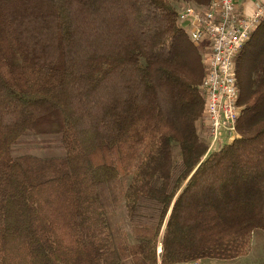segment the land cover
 I'll use <instances>...</instances> for the list:
<instances>
[{"label": "trees", "instance_id": "obj_1", "mask_svg": "<svg viewBox=\"0 0 264 264\" xmlns=\"http://www.w3.org/2000/svg\"><path fill=\"white\" fill-rule=\"evenodd\" d=\"M211 1L0 0V264L249 254L264 231V23L236 62L239 138L207 155L205 67L178 13ZM29 134L61 136L65 156L15 159ZM122 204L133 244L110 223Z\"/></svg>", "mask_w": 264, "mask_h": 264}, {"label": "built area", "instance_id": "obj_2", "mask_svg": "<svg viewBox=\"0 0 264 264\" xmlns=\"http://www.w3.org/2000/svg\"><path fill=\"white\" fill-rule=\"evenodd\" d=\"M178 21L201 51L205 67L201 91L208 155L239 138L237 126L243 107L239 105L236 62L264 23V4L250 14L241 13L236 0H212L208 6L186 4L178 13Z\"/></svg>", "mask_w": 264, "mask_h": 264}, {"label": "rangeland", "instance_id": "obj_3", "mask_svg": "<svg viewBox=\"0 0 264 264\" xmlns=\"http://www.w3.org/2000/svg\"><path fill=\"white\" fill-rule=\"evenodd\" d=\"M245 47L247 48V45ZM13 156L17 160L25 156L49 159L64 157L65 151L62 148L61 136L56 135L49 137L29 134L22 137L13 147ZM110 223L117 243L120 244L122 242L123 233L127 235L131 244L135 243L131 233L125 204L121 205L115 215L110 216ZM184 264H195V262ZM201 264H264V231L256 230L254 232L251 242V251L247 256L231 261L206 259L203 260Z\"/></svg>", "mask_w": 264, "mask_h": 264}, {"label": "crops", "instance_id": "obj_4", "mask_svg": "<svg viewBox=\"0 0 264 264\" xmlns=\"http://www.w3.org/2000/svg\"><path fill=\"white\" fill-rule=\"evenodd\" d=\"M241 13L250 14L259 4H264V0H236ZM245 258V257H244Z\"/></svg>", "mask_w": 264, "mask_h": 264}]
</instances>
